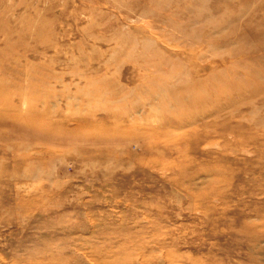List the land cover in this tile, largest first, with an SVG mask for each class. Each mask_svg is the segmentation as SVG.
<instances>
[{
    "label": "rangeland",
    "instance_id": "1",
    "mask_svg": "<svg viewBox=\"0 0 264 264\" xmlns=\"http://www.w3.org/2000/svg\"><path fill=\"white\" fill-rule=\"evenodd\" d=\"M0 264H264V0H0Z\"/></svg>",
    "mask_w": 264,
    "mask_h": 264
}]
</instances>
